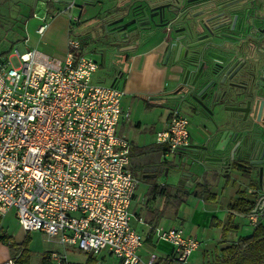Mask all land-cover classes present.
I'll return each instance as SVG.
<instances>
[{
  "label": "built area",
  "instance_id": "built-area-1",
  "mask_svg": "<svg viewBox=\"0 0 264 264\" xmlns=\"http://www.w3.org/2000/svg\"><path fill=\"white\" fill-rule=\"evenodd\" d=\"M64 5L69 14L63 59L23 44L0 55V213L13 208L24 231L56 236L63 246L107 250L119 264H154L155 251L139 254L144 240L131 224L138 179L129 169L131 142L117 132L120 120L130 118L121 105L125 91L94 79L100 61L72 33L82 22V7L72 0ZM73 7L78 15L70 13ZM45 11L50 18L58 10ZM47 25L44 18L36 33ZM189 135V118L176 105L156 131L155 144L164 147L163 155L184 152ZM246 216L253 226L264 221V199ZM153 230L172 245L177 263L199 247L196 236L180 227ZM50 258L68 262L58 252Z\"/></svg>",
  "mask_w": 264,
  "mask_h": 264
},
{
  "label": "flooded vegetation",
  "instance_id": "flooded-vegetation-1",
  "mask_svg": "<svg viewBox=\"0 0 264 264\" xmlns=\"http://www.w3.org/2000/svg\"><path fill=\"white\" fill-rule=\"evenodd\" d=\"M58 1L61 2L45 0L46 3ZM72 1L82 8L84 5L98 8L100 15L93 24L98 31L95 35L89 36L99 42V48L105 47L107 54L115 53L117 57L123 59H126L130 51L146 42H161V38L166 36L162 43L165 59L168 38L184 35L188 26H201L204 23L220 26L219 32L223 33V36L218 40L220 44L211 50L229 62L230 77L220 85L224 95L222 97L219 95L217 102L208 103L202 96L204 91L209 89V86L203 89L208 79L200 80L188 88L187 84L182 82L184 77L181 67L172 66L175 52H171L166 66L175 70L172 73H175L177 78L173 80L167 93L180 88L177 94L181 97L165 101L179 102L177 105L182 111L185 110L188 118L205 122L208 126L209 117H215L219 121L229 120L233 133L241 132L248 136L254 131L264 140V0H150L147 5L145 4L147 6L145 18L137 9L139 0ZM141 4L144 5L143 2ZM141 20L148 22L139 24ZM165 21L170 24L167 35L162 32L163 28L160 26V23ZM148 26L152 28L148 29ZM89 32L90 30L88 34ZM99 54L101 57V51ZM237 150L234 151L233 158L216 165L224 171L228 169L245 171L251 167H255L254 169L258 166L264 167V163L252 164L247 159L239 157ZM216 153L224 156L228 154ZM262 179L264 176L260 178ZM252 181L258 183L259 178Z\"/></svg>",
  "mask_w": 264,
  "mask_h": 264
},
{
  "label": "crops",
  "instance_id": "crops-1",
  "mask_svg": "<svg viewBox=\"0 0 264 264\" xmlns=\"http://www.w3.org/2000/svg\"><path fill=\"white\" fill-rule=\"evenodd\" d=\"M8 1L10 0H0V4H5ZM17 1L22 2V0H16V2ZM38 2H42L44 9L49 10H52V8L56 7L59 3L64 4L59 1L56 3H46L45 0H35L33 3L34 8L37 6ZM83 11L84 8H82V12ZM49 22L50 21H48V23ZM77 36L82 39L85 45L87 44V38H89L87 30H83V33H78ZM162 45L163 44L158 41H149L139 48L130 51L126 59H123L120 56L116 58L118 63L116 67L117 69L111 73V79L113 78L111 81L115 80L117 86L123 88L125 91L121 99V105L124 110L129 112L130 118L129 120H120L118 125L121 124V126L119 128L117 125V132L125 138L127 137L124 134V125L132 121L130 109L137 103L136 100H142L147 106L152 104L155 100L161 105L164 104L165 100L157 99V97L166 94L170 90L173 80L177 78V75L171 72V68L166 66V64H163L164 50ZM93 77L96 81L105 82L103 77H95L94 75ZM134 99L136 103L133 102ZM176 105L177 102L175 106ZM169 109L160 125V129L165 125ZM183 113H185V111H183ZM136 123L137 124L135 125L137 126H140L141 124L139 120ZM204 126L210 129V125H206L205 122L189 118L190 144H202L205 142L207 131ZM128 140L131 142L130 155L133 150H140L139 145H136L130 139ZM151 147L152 148L150 149L159 150V152L163 153V150L159 145L153 144ZM180 153L182 152H178L177 154L180 155ZM184 153L187 154L190 161L183 164L181 168L179 167V171H181L182 175L176 182L168 183L162 179L157 180V177L159 176L158 173L161 175L168 174L173 169L177 168V165L175 166L173 163H169V161L166 162L162 159H160V166L149 163L142 166V187L140 186V179H138L132 172L138 179V182L130 205V209L134 214L131 224L143 237V245L138 250L139 254L142 256L146 257L151 251H155L157 258L170 257L172 254V245L167 241L158 240L153 228L156 226L162 227L163 229L180 227L185 234L196 236L200 242L198 249L195 250L199 251V253L193 255V251L189 256V260L184 264H199V262L202 264L208 254L228 245L232 241H235L239 236L249 234L253 228L247 232V227H244L243 218L246 215L234 214L228 222V231L224 236L221 234L222 226L227 222L228 211L226 204L230 199L236 197L238 191H241V189L234 190L233 194L228 197V200L222 204V202H219L218 200V193L212 191L211 187L213 181L216 179L225 178V180L228 179L229 181L231 179L229 178L230 174L228 173L227 176V173L225 174V171L218 165L213 162L204 161L203 156L205 152L201 149L188 150L184 151ZM208 176L210 179L207 178ZM202 181L209 183L210 190L216 194L215 199H203L200 196H194L192 194L181 195L184 190L190 192L195 183ZM189 183H191V186H186V184ZM257 185L258 186L255 188L247 186V192L245 190L242 191H244L249 197L253 196L252 194H255L260 200L264 199V179L259 180ZM154 187L155 189L152 190ZM160 188L162 189L160 190ZM8 215H11L14 218L19 229L24 232L23 237L28 232L31 238V231H24L20 227L13 208L8 209L3 214L0 213V235L5 234L11 236L16 242H21L23 239H16L15 236L7 231V227V229H5L4 224ZM251 226L253 227V225ZM55 241L62 246L61 249L57 250L51 248L48 252H58L63 254L69 262H72L68 258L67 246H63L57 239ZM70 248L78 250L73 247ZM82 252L85 253L86 257V251ZM108 253L110 252L108 251ZM93 254L97 257L98 253ZM8 259H12L14 263V256L11 249L7 242L0 238V264H5ZM176 264L181 263L176 262Z\"/></svg>",
  "mask_w": 264,
  "mask_h": 264
},
{
  "label": "rangeland",
  "instance_id": "rangeland-1",
  "mask_svg": "<svg viewBox=\"0 0 264 264\" xmlns=\"http://www.w3.org/2000/svg\"><path fill=\"white\" fill-rule=\"evenodd\" d=\"M34 1L35 0H22V2H16V0H10L5 4H0V53L5 51L6 54L11 55L16 45L23 44L24 47H34L42 52L63 59L67 47L69 12L62 11L65 5L59 3L56 7H54V9L57 8V13L49 18L42 2H38L37 6L34 8ZM98 11L99 10L96 7L84 5V11L81 15L83 20L81 23L75 25L72 29V33L77 35L78 33H83V30H90L89 35H95L98 30L93 26V24L100 15L98 14ZM70 13L78 15L79 10L73 7ZM44 18H46V21L50 22L48 23L45 32L42 35H39L36 33L35 29L39 24L44 22ZM87 40L86 53L97 61H100L101 57L98 50V46L100 45L99 42L95 40L94 37L87 38ZM117 64V62L114 63V65ZM111 69L112 68L107 65L102 66L100 64L94 76L103 77L106 83H110ZM133 102H135V99ZM136 102V104L130 109L132 121L124 125V134L136 145H139V148L142 151L136 149L133 150L130 155L129 169L138 179H140V186L142 187V166L147 163L160 166V159H162L166 162L169 161V163H173L175 166L177 165V168L173 169L168 174L161 175L158 173L159 178L157 177V180L162 179L168 183L176 182L181 177L179 167L181 168L183 164L190 161L187 154L182 152L180 155L177 153L163 155V153L159 152V150L150 149L156 141L155 131L160 129V125L163 122L166 112L169 108L175 106L176 101H165L164 104L161 105L155 100L148 106L145 105L142 100L137 99ZM180 107L183 108L182 104H180ZM138 120L141 123L140 126L135 125ZM120 126L121 124L118 125V128ZM207 178L210 179L209 176ZM229 178L231 179L229 181L226 179L227 182L225 178L216 179L213 181L211 187L212 191H216L218 193V200L219 202H222V204L228 200V197L233 194L234 190L241 189L247 192V186L254 188L258 186L255 181L248 180L247 182L246 176L240 174L236 170L230 171ZM243 218L244 227H247L248 232L253 227L250 225L246 216ZM4 227L5 229L8 228L7 231L15 236L16 239L19 240L20 238H23L24 232L19 229L16 221L11 215H8L6 218ZM30 233L31 238L28 244V248L30 250V264H40L41 257L44 252H47L51 248L60 250L62 247L55 241L56 236H52L50 239H47V235L42 231L34 230ZM66 249L68 250V258L70 261L81 262L84 260V252L71 249L70 246H67ZM198 253L199 251H194L193 255ZM97 260V264H118L117 258L108 253L107 250L99 251L97 254ZM188 260L189 258L185 262ZM185 262H182L181 264H184ZM199 264H201V262H199Z\"/></svg>",
  "mask_w": 264,
  "mask_h": 264
},
{
  "label": "water",
  "instance_id": "water-1",
  "mask_svg": "<svg viewBox=\"0 0 264 264\" xmlns=\"http://www.w3.org/2000/svg\"><path fill=\"white\" fill-rule=\"evenodd\" d=\"M69 1L70 0H61L62 3H67ZM139 1L140 3L136 5L137 9L140 12V15H143L142 17L145 18L147 16V14H145L147 8L146 5L150 0ZM141 2L146 5H142ZM158 16L161 17V14ZM146 22H148V20H141L138 23L142 24ZM153 25L157 26V24L154 23ZM169 25L170 24L167 21L160 23V26L163 28L162 32L166 35L169 31ZM150 27L151 26H148L147 28L150 29ZM220 28L221 27L218 25L213 26L206 23L201 24V26H188L184 35L168 38L167 53L163 61V64H167L169 54L175 52V56L172 60L174 64L172 66L179 65L181 67L184 77L182 82L187 84L188 88L192 87L200 80L204 81L208 79L203 89L207 86H209V89H206L204 94H202L208 103L217 102L219 100V95L221 97L224 95V90L220 85H223L230 77L228 75L230 71L229 62L224 58L218 57V53L211 50L212 47H216V45L220 44L218 40L223 36V33L219 32ZM163 37L161 38L162 41L160 43H163V39L166 38V36ZM98 50L101 51L100 64L102 66L107 65L112 68L111 71L114 72L117 69L116 65H114V63L117 62L116 54H107L105 47L98 48ZM170 68L171 72L175 71L172 67ZM110 75L112 77V74ZM113 82H115V80L111 81V83ZM178 91H180V88L171 91V94L166 93L158 96L157 99L167 100L180 98L181 95L177 94ZM217 92L218 96L215 97ZM210 114L212 113L210 112ZM209 125L210 129L204 126L207 131L205 142L202 144L189 145V148L192 150H204V161L213 162L214 164L225 163L228 158H233L234 151L238 149L239 157L247 159L252 164L264 163V140H262L258 132L252 131L248 136L241 132L239 134L233 133L229 120L219 121L215 117H209ZM188 150L189 149H187V151ZM216 152L228 154H226L227 156L217 155L218 153ZM254 168L255 167H251L245 171L239 169L234 170L247 176V180H255L257 177L260 180V178L264 176V167L258 166V168ZM230 171H232V169H228L225 172L230 174ZM226 175L228 176V174ZM186 186H191V183L186 184Z\"/></svg>",
  "mask_w": 264,
  "mask_h": 264
},
{
  "label": "trees",
  "instance_id": "trees-1",
  "mask_svg": "<svg viewBox=\"0 0 264 264\" xmlns=\"http://www.w3.org/2000/svg\"><path fill=\"white\" fill-rule=\"evenodd\" d=\"M3 51L0 55H5ZM100 64V62H99ZM162 150L164 147L159 145ZM192 150L191 148H187ZM152 188V190H154ZM162 188H160L161 190ZM192 194L203 199H215L216 194L210 190V185L206 181L197 182L192 190L181 194ZM182 199V198H181ZM260 198L256 195L247 196L244 191H238L236 197L230 199L227 204V222L222 226L221 234L224 236L229 229L228 222L234 214L247 215L254 211L259 205ZM0 238L7 242L14 256L16 264H30V250L28 244L30 236L27 232L21 242H15L11 236L1 234ZM40 264H57L50 258V252H44ZM58 264H97V257L93 252H86V257L82 262H66L62 259ZM154 264H176L173 254L168 258H156ZM202 264H264V221L253 226L252 231L243 236H239L235 241L215 250L207 255Z\"/></svg>",
  "mask_w": 264,
  "mask_h": 264
}]
</instances>
